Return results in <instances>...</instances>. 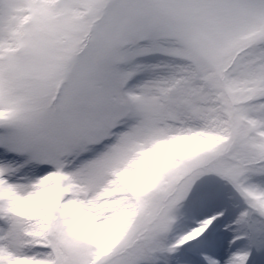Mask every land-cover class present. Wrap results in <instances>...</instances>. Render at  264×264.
Listing matches in <instances>:
<instances>
[{
  "label": "snow or ice",
  "instance_id": "6c2138e0",
  "mask_svg": "<svg viewBox=\"0 0 264 264\" xmlns=\"http://www.w3.org/2000/svg\"><path fill=\"white\" fill-rule=\"evenodd\" d=\"M0 264H264V0H0Z\"/></svg>",
  "mask_w": 264,
  "mask_h": 264
}]
</instances>
